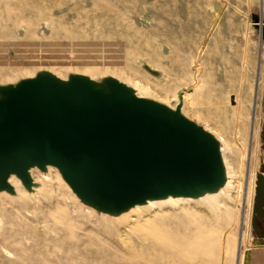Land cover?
Returning <instances> with one entry per match:
<instances>
[{"label": "rangeland", "instance_id": "1", "mask_svg": "<svg viewBox=\"0 0 264 264\" xmlns=\"http://www.w3.org/2000/svg\"><path fill=\"white\" fill-rule=\"evenodd\" d=\"M261 2L0 0V86L44 72L114 78L172 109L181 93V114L218 140L226 174L210 196L149 200L123 221L82 204L56 168H31L32 192L15 176L21 195L0 191V264H244L262 245L250 210L264 160Z\"/></svg>", "mask_w": 264, "mask_h": 264}, {"label": "water", "instance_id": "2", "mask_svg": "<svg viewBox=\"0 0 264 264\" xmlns=\"http://www.w3.org/2000/svg\"><path fill=\"white\" fill-rule=\"evenodd\" d=\"M255 25L263 42L261 16ZM257 84L258 69L254 100ZM181 103V93L172 109L114 78L44 72L0 86V191L14 193V175L32 192L30 169L54 167L82 204L110 216L147 200L215 193L226 181L220 144L181 114ZM240 246L239 238L237 253Z\"/></svg>", "mask_w": 264, "mask_h": 264}, {"label": "crops", "instance_id": "3", "mask_svg": "<svg viewBox=\"0 0 264 264\" xmlns=\"http://www.w3.org/2000/svg\"><path fill=\"white\" fill-rule=\"evenodd\" d=\"M261 56V55H260ZM260 57L258 58V63ZM262 75L261 87L263 89V96L260 107V122L258 134L260 142L264 150V54L262 56ZM259 77V69H258ZM251 225L253 241L261 242L262 245L251 246L244 257V264H264V160L261 167V172L255 176L252 199H251Z\"/></svg>", "mask_w": 264, "mask_h": 264}, {"label": "bare ground", "instance_id": "4", "mask_svg": "<svg viewBox=\"0 0 264 264\" xmlns=\"http://www.w3.org/2000/svg\"><path fill=\"white\" fill-rule=\"evenodd\" d=\"M262 3V2H261ZM254 116H255V114H254ZM255 118L253 117V120H254ZM48 168V167H47ZM50 168V167H49ZM52 168V167H51ZM8 183H9V185H11V187L13 188V190H14V193L13 194H9V195H11V196H15L16 194H17V192L21 195V185H20V183L19 182H17L16 181V178L14 177V175H11L9 178H8ZM226 186V185H225ZM244 188V184L241 182L240 183V187H239V189L240 190H242ZM203 196H210L209 195V193L208 192H205V193H203ZM20 197V196H19ZM19 197H15L16 199L17 198H19ZM10 198V197H9ZM14 198V197H13ZM187 199H189L188 197H171V196H168L166 199H164V200H167V201H169V202H177V201H181V200H187ZM152 201H149V200H147V202H146V204L144 205V206H148V205H150V204H152L151 203ZM136 208H138V207H133V208H131V209H129L128 211H126V212H123V213H120V214H118V215H113L112 217H118V218H116V219H118L119 220V218L120 219H123V221L126 219V217L124 216V217H120V216H123L124 214H128V213H130L132 210H134V209H136ZM133 213H135L136 211H132ZM151 212V211H150ZM131 216V215H130ZM135 217H136V215H134ZM103 217V216H102ZM152 217V216H151ZM125 218V219H124ZM147 225V224H146ZM240 240H241V244H242V238H241V235H240ZM240 253V252H239ZM239 255V254H238ZM237 264H240V257L237 259Z\"/></svg>", "mask_w": 264, "mask_h": 264}]
</instances>
